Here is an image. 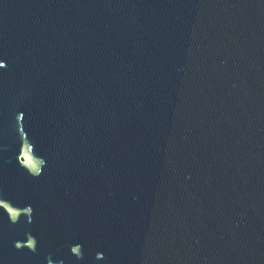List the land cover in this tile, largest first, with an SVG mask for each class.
Here are the masks:
<instances>
[{"label":"water","instance_id":"1","mask_svg":"<svg viewBox=\"0 0 264 264\" xmlns=\"http://www.w3.org/2000/svg\"><path fill=\"white\" fill-rule=\"evenodd\" d=\"M0 264H264V0H0Z\"/></svg>","mask_w":264,"mask_h":264},{"label":"flooded vegetation","instance_id":"2","mask_svg":"<svg viewBox=\"0 0 264 264\" xmlns=\"http://www.w3.org/2000/svg\"><path fill=\"white\" fill-rule=\"evenodd\" d=\"M4 200H6V199H4Z\"/></svg>","mask_w":264,"mask_h":264}]
</instances>
